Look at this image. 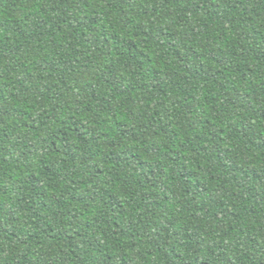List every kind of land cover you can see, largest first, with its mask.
Returning <instances> with one entry per match:
<instances>
[{
	"label": "clouds",
	"instance_id": "1",
	"mask_svg": "<svg viewBox=\"0 0 264 264\" xmlns=\"http://www.w3.org/2000/svg\"><path fill=\"white\" fill-rule=\"evenodd\" d=\"M0 264H264V0H0Z\"/></svg>",
	"mask_w": 264,
	"mask_h": 264
},
{
	"label": "trees",
	"instance_id": "2",
	"mask_svg": "<svg viewBox=\"0 0 264 264\" xmlns=\"http://www.w3.org/2000/svg\"><path fill=\"white\" fill-rule=\"evenodd\" d=\"M155 66V65H154ZM33 179H35V178H33Z\"/></svg>",
	"mask_w": 264,
	"mask_h": 264
}]
</instances>
